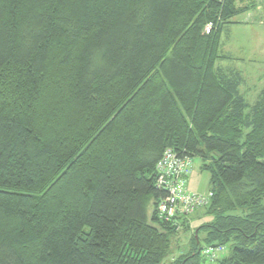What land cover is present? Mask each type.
<instances>
[{"label":"trees","instance_id":"1","mask_svg":"<svg viewBox=\"0 0 264 264\" xmlns=\"http://www.w3.org/2000/svg\"><path fill=\"white\" fill-rule=\"evenodd\" d=\"M238 2L0 0V264L160 263L166 148L208 174L215 264H264V87L217 65Z\"/></svg>","mask_w":264,"mask_h":264},{"label":"rangeland","instance_id":"2","mask_svg":"<svg viewBox=\"0 0 264 264\" xmlns=\"http://www.w3.org/2000/svg\"><path fill=\"white\" fill-rule=\"evenodd\" d=\"M241 7L249 8L238 13L232 19L236 23L225 24L219 41V54L224 58L217 62L218 67L225 74L237 73L241 77L239 93L250 105L258 99L264 87V0H241ZM202 160L198 156L192 157V172L189 177L188 188L192 191L205 192L209 190L208 174L201 169ZM211 220L205 208L179 216L180 227L176 233L168 235L171 243L170 251L158 264H168L180 254H187L192 246V232ZM205 229L199 228L197 237L199 245L204 248ZM233 240L224 242L223 252L214 259L205 256L198 258L199 264H215L217 259L231 255ZM201 250V249H200Z\"/></svg>","mask_w":264,"mask_h":264},{"label":"built area","instance_id":"3","mask_svg":"<svg viewBox=\"0 0 264 264\" xmlns=\"http://www.w3.org/2000/svg\"><path fill=\"white\" fill-rule=\"evenodd\" d=\"M210 25L205 27L208 32ZM191 159L188 155H178L166 148L154 166L155 187L163 192L158 200L156 213L159 220L178 224V217L185 216L196 209L205 208L212 192L188 190L186 178L190 175ZM202 256L214 259L223 252V247L206 246L201 249Z\"/></svg>","mask_w":264,"mask_h":264},{"label":"crops","instance_id":"4","mask_svg":"<svg viewBox=\"0 0 264 264\" xmlns=\"http://www.w3.org/2000/svg\"><path fill=\"white\" fill-rule=\"evenodd\" d=\"M189 180H190V179H188V181H187V188H188ZM188 189H189V188H188ZM194 189H195V188H194ZM194 189H190V190L192 191V190H194ZM175 229H177V228H175ZM178 229H179V228H178Z\"/></svg>","mask_w":264,"mask_h":264},{"label":"bare ground","instance_id":"5","mask_svg":"<svg viewBox=\"0 0 264 264\" xmlns=\"http://www.w3.org/2000/svg\"><path fill=\"white\" fill-rule=\"evenodd\" d=\"M157 206V205H156Z\"/></svg>","mask_w":264,"mask_h":264}]
</instances>
